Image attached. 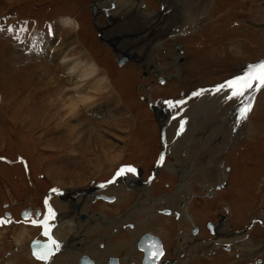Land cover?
I'll return each mask as SVG.
<instances>
[{
	"label": "rangeland",
	"instance_id": "rangeland-1",
	"mask_svg": "<svg viewBox=\"0 0 264 264\" xmlns=\"http://www.w3.org/2000/svg\"><path fill=\"white\" fill-rule=\"evenodd\" d=\"M122 1L131 6L133 0ZM168 1L171 0H164L163 3L168 4ZM176 1V5H171V13L166 11L168 15L157 18L166 17L160 22L161 43H170L172 39L173 44L180 47L173 48V52L178 54L176 72L171 79L163 74L165 80L162 78L164 81L161 84L158 82L161 77L144 83L141 78L145 75L141 73L140 78L138 68L114 63V52L97 41L100 34L92 28L88 10L91 0H0L1 25L9 16L14 18L11 19L14 26L24 25V19L30 23L34 20V24L43 30H36L37 33L46 34L45 25L50 24L52 30L59 31L62 39L60 41L56 36V41L59 40L56 44V41L52 43L44 38L45 51L65 48L71 61L96 65L98 74L91 83L100 78L108 79L102 89L89 93L94 100L93 106L79 108L74 118L66 109L71 93H74V84L56 69V63L50 59L53 53L47 51L40 56H29V63L23 64L20 57H15V51H10L12 46L0 40V214L6 206L16 215L27 206L40 208V198L54 185L69 191L75 189L78 195L89 185L106 180L123 163L137 164L149 171L154 148H161V142L159 127H156L157 115L150 113L147 102L142 101L141 85L144 83L150 89V100L160 102L180 99L202 90L201 97L190 98V107L186 111L189 131L183 140L199 137L206 145L199 155H193L195 162L190 165L192 176L188 184L192 185V193L198 192L199 183L204 181L202 177L206 179L203 169L210 166V171L220 170V173L217 176L210 173L207 180L212 184L219 178L221 185L220 191L214 190L217 192L213 197L204 193L205 198L210 200H200L193 207L191 199L194 197L191 196L189 212L201 229V240L211 238L205 227L207 221L219 223L221 216L225 215L233 230L242 231L250 224L249 216H258L263 220V227L255 225L248 234L262 246L261 252L253 257L249 253L244 254L239 264H249L247 261L252 258L253 261L259 258L264 264V88L260 87L255 96H251L254 91L249 90L242 97H232V90L227 87L214 94L207 93L208 87L243 75L248 72L249 66L264 60V0ZM139 4L141 8L153 12L164 8L158 0H139ZM63 18L78 20L79 29L72 25L63 26ZM185 22H188V27L172 35L163 28L165 23H171V28L181 30ZM113 36L116 37V34ZM160 58L164 59L162 55ZM34 61L45 63L36 64ZM164 67L169 66L164 64ZM39 74L45 75V78L51 76L55 84L52 86L48 79L38 78ZM249 104L251 110L247 118L241 119L242 110ZM191 113L196 114L199 120ZM176 125L177 121L172 122L169 128L173 130ZM231 125H234L232 130ZM79 128L107 131L105 133L111 139L103 138L99 146L104 155L100 156L93 148L89 137L86 139L82 132L80 135ZM181 151L184 149L179 148L177 156L184 158ZM170 160L173 161L171 157ZM79 172L82 173L80 179L76 177ZM169 173L159 175L160 188L164 184L165 189L170 186L172 175ZM152 184L149 193L152 190V198L155 196L154 199H157V181ZM211 189L210 186L208 191ZM170 190L172 193L175 187L164 193L168 194ZM110 191L117 195L119 202L128 194L138 195L136 189L128 191L123 185L110 187L103 193ZM206 202L211 203L208 213L191 210L200 208ZM97 204L92 201L90 209H95ZM227 207L231 208L230 217L225 210ZM112 208L110 211L105 209L108 216L115 214ZM155 228L147 229L155 232ZM12 230L5 232L7 237L13 235ZM113 230L116 233V228ZM29 233L32 238L36 235L32 230ZM9 243L7 239L0 244L1 259L12 249ZM204 252L210 253L208 250ZM167 253L169 258L174 256V253ZM226 259L218 260V263Z\"/></svg>",
	"mask_w": 264,
	"mask_h": 264
},
{
	"label": "flooded vegetation",
	"instance_id": "flooded-vegetation-1",
	"mask_svg": "<svg viewBox=\"0 0 264 264\" xmlns=\"http://www.w3.org/2000/svg\"><path fill=\"white\" fill-rule=\"evenodd\" d=\"M91 1L92 3L88 6V10L92 18V28L98 35L100 34L97 41L105 45L106 49H110L114 52V63L127 58V61L122 67L128 65L129 68H133L134 66L138 68L140 71L139 76L141 73L145 75L144 78L140 76L144 83L154 77L163 78V74L171 79L178 65L176 64L177 53L175 54V52H173V48L178 46L174 45L171 39L170 43L166 41L161 43L168 46L160 45L157 49L156 42L157 35L161 40L160 31L162 27L160 22L164 21L166 18L165 16L161 17V20L157 19L159 16H162L156 14L158 10L155 9L153 12L146 8H141L139 0L134 2L133 5H129V7L126 6V1H124V3L122 0ZM117 1L119 6L116 9L115 7L111 9V3L115 5ZM130 8H135V10H127ZM141 10H146L149 13L151 12L150 14H153L149 16V18H146L147 22L139 17L138 12ZM75 22L78 25L77 29H79L80 23L78 20ZM148 24H150V26ZM169 24L172 26L171 23ZM170 25L164 24L163 28L165 32L172 30ZM113 34H116V37H114ZM131 47L136 48L131 49ZM161 55L164 57L163 60L160 58ZM164 64H167L169 67L165 68ZM144 83L141 85L144 96L143 101L148 103L153 100L150 101L151 91L147 89L148 86ZM157 104L159 105L160 103L158 102ZM152 108L159 119L158 122L156 121V127L161 128L168 116L161 120L163 117L162 112H160L158 107L157 109L154 107ZM150 112L153 113V111ZM187 128L183 137H180V139L173 144H169L171 150L170 156L173 161H169L168 158L161 168L162 170L159 172L158 176H156L157 199H154L155 196L152 198V190H150L149 193V187L142 186L135 180H128L132 188H128V191L136 189L138 195L132 196L128 194L123 198L122 202H119L117 195L113 193H103L102 195H109V198H114L115 201L113 203L96 201L98 204L95 209H90V204L95 198L97 199L100 194H93L94 187H90V185L85 188L86 194L84 196L74 197L73 194L75 189L69 191L66 188H61L64 191L68 190L65 191L66 194L64 196L56 198L50 196L51 198H55L54 203L59 211V223L54 232L61 241V251L57 256L52 257L48 263L77 264L83 253L82 250L85 249L89 253L94 264H109V259L116 260V264H143L144 252L142 251L143 249H139V244L141 242V237L143 235L145 236L147 233L153 234L154 237L158 236L155 238L165 249V255L160 261L152 259L148 261V264L155 262H157V264H219L218 260L224 258L227 259L220 264H239V262L243 261V255L246 253H249L250 257L258 255V251H260L258 249H261L262 246L259 245V243L256 244L255 241L251 239L252 235L248 234L249 230H245L244 232L240 231L239 235L236 233L234 234L235 230L230 231L233 226L225 215H222L224 218L222 222L207 221V227L211 224L215 226L214 234L209 235L211 238L201 240L202 232L200 228L198 229L197 235L191 234V229L193 228L191 225H193L195 219L189 212L190 198L191 196L194 197V199H191V203H193L192 207L200 200H210L211 198H205L204 193H208L213 197L215 195L214 188L218 186L220 180L217 178L216 181L211 184L207 179H209L210 173L215 176L219 175L220 170L210 171V166L203 169V175H205L206 179L202 177L204 181L199 183L198 192L192 193V185L188 184L192 176L190 165H193L195 162V157H193V155H199L206 145L204 140L199 137H191L183 140L189 131V126H187ZM168 131L170 133L169 139L171 140L174 129L171 130L169 128ZM179 148L184 149V151H181V155L183 154L185 156L184 158L177 156ZM159 150V147L157 150L154 148V157L151 158L152 166ZM165 173L172 175V177L169 178L170 186L167 189L173 186L175 187V190L172 193L170 190L168 194L164 193L167 190L164 188L166 187L165 184L160 188L161 182L159 175ZM136 185L139 186V188H135ZM210 186L213 188L212 191H208ZM151 187H153V184H151ZM40 201H42V197ZM210 204V202L202 203L200 208L197 207L191 210L208 213L210 210L208 205ZM24 206L26 207V205ZM110 207H113L112 209L115 212L114 215L117 214V216L113 217L114 215L108 216L106 214L107 211L105 209L110 211ZM205 207L206 210H204ZM26 208L30 207L27 206ZM167 208L169 210L166 211H169L171 215H165L164 209ZM103 209L104 211L101 212ZM225 210L230 217L231 208L229 209L227 207ZM176 213L179 215L178 218L174 216ZM254 217L249 216V221L257 219L256 216ZM104 219L106 221H104ZM64 220H68L70 223L73 221L71 234L66 232V228L63 226ZM80 224H84V227ZM100 224L106 227V229H97ZM255 225L262 227L260 222L254 224V226ZM153 226L156 227L154 229L155 232L148 231L149 229L147 228H152ZM113 228H116V233H113ZM225 228H228L227 233ZM11 229L14 231L13 235L7 237L5 232ZM80 229L84 230L85 233H89L83 245L77 235ZM30 230L35 231V229L31 227L15 225L0 228V244H3L9 239V246H12L10 252L7 253L3 259L0 258V264H33L29 251V242L32 239L29 235ZM95 232H98V235H95ZM80 233L81 232H79V234ZM99 233L105 235L100 236L101 234ZM226 237L229 238L227 240L223 239ZM260 241H263V239ZM230 242L232 243L229 246L223 247V243ZM166 247H170V249L167 250ZM257 247L259 248L257 249ZM205 250H208L210 253L205 254ZM80 252L81 254H79ZM167 252L174 253V256L169 258ZM148 257L152 258V253L149 252ZM200 259H208V261L202 262ZM247 262H250L249 264L263 263L259 258H256L254 261L252 258Z\"/></svg>",
	"mask_w": 264,
	"mask_h": 264
},
{
	"label": "bare ground",
	"instance_id": "bare-ground-1",
	"mask_svg": "<svg viewBox=\"0 0 264 264\" xmlns=\"http://www.w3.org/2000/svg\"><path fill=\"white\" fill-rule=\"evenodd\" d=\"M137 0H134L133 1V3H132V5L134 4V2H136ZM161 3H162V5H164V9H165V12H164V9L163 10H158L157 11V14H160V15H168V14H166V11H169V13H171L170 12V8H171V5L172 4H174V1L175 0H171L172 1V3H171V1H168L167 3L169 4V3H171V4H164L163 3V1L164 0H159ZM180 0H177L176 2H179ZM124 2V1H123ZM127 3V2H126ZM117 5L119 6V4L117 3ZM138 5V4H137ZM174 5H176V4H174ZM118 6H116L115 5V9L118 7ZM126 6H128L129 7V5H126ZM134 7V6H133ZM173 7V6H172ZM137 8V7H136ZM176 7H174V9H175ZM131 9V8H130ZM139 9V8H138ZM178 9V8H177ZM176 9V10H177ZM125 10V9H124ZM135 10V9H134ZM175 10V11H176ZM116 11V10H115ZM123 11V10H122ZM127 11V10H126ZM131 11V10H130ZM124 12V11H123ZM151 13V12H150ZM149 12H147V11H145V10H141L140 12H138V15H139V17H141V19L142 20H145L146 22H147V19L146 18H149V16H151V14H150ZM179 13V12H178ZM123 15V14H122ZM139 17H138V19H139ZM188 17V16H187ZM181 20V19H180ZM184 20V17H183V19H182V21ZM188 20V19H187ZM151 22V21H150ZM184 22V21H183ZM61 23H62V25L63 26H65V27H70L71 25L73 26V27H75V28H77L78 27V25L76 24V22H75V20H71L70 18H63L62 20H61ZM190 23V22H189ZM192 23V22H191ZM149 26H150V24H148ZM148 26V27H149ZM145 27H147V26H145ZM171 27V26H170ZM188 27V22H185V24H184V26L182 27V28H180L181 30H178L177 29V27L175 28V27H172V30H170L169 31V33L167 32V34H170V35H172V34H174L176 31H178V32H181V31H184L186 28ZM113 28V27H112ZM169 28V27H168ZM144 29V28H143ZM163 36V34L160 32V38ZM133 37V36H132ZM128 38V37H127ZM48 39V38H47ZM49 41H51L52 43L53 42H55L56 41V39H53V40H50V39H48ZM126 40V39H125ZM9 45H10V43H9V41L8 40H5ZM157 49L160 47V43H161V40L159 39V37H158V35H157ZM155 43V42H154ZM11 46V45H10ZM155 46V45H154ZM178 49H179V47H177ZM64 50H55V51H53L52 49L51 50H46L45 52H47L48 51V53H53V55L52 56H50V59L52 60V61H54L55 63H56V69L57 70H59V71H61V72H63V74L65 75V77H67V78H69V80L74 84V87H72V89H73V95H72V93H71V99H70V101H69V104H66V109H67V111L74 117V118H76V111H78V109L79 108H81V107H84V108H91L92 106H93V98L92 97H90L89 96V93L90 92H97V91H99L100 89H102L103 87H104V85L106 84V83H108V79L107 78H100V79H98V80H96V82H93V83H91V80H93L94 78H95V76H97V74H98V68L96 67V65H94V64H84V63H80V62H74V60L73 61H71L67 56H66V52H67V50H65V48H63ZM44 51H43V53H45ZM154 57V56H153ZM125 59V62L127 61V58H124ZM124 59H122V60H124ZM179 61V60H178ZM124 62V63H125ZM50 63H52V62H50ZM38 78H41V79H48V83L50 84V85H54L55 84V81H53V78L51 77V76H48L47 78H45V75H44V77H43V75H41V74H39L38 75ZM55 80V79H54ZM93 100V101H92ZM65 105V104H64ZM95 113H98V111L97 110H95L94 111ZM190 115H193L195 118H196V114H194V113H191ZM197 119V121L199 120V118L197 117L196 118ZM75 121H76V119H75ZM74 122V121H73ZM73 124V123H72ZM69 125V124H68ZM77 125V124H76ZM188 126V125H187ZM183 127H185V125L183 126V125H180V128L182 129ZM187 129V128H186ZM79 131H80V135H81V132L85 135V137H86V139H87V137H89L90 138V140H91V143H93V148L95 149V150H97L98 151V153H100V156L101 155H104V153L102 152V150L99 148V146H100V142H101V140H103V138L105 139H111V136L109 135V134H107V133H105V132H107V131H101V129H96V130H92L91 128L90 129H88V130H83V128H79ZM91 131V132H90ZM79 133V132H78ZM80 138V137H79ZM116 138H117V136H116ZM115 140V139H114ZM104 141V140H103ZM120 141V140H119ZM89 143V142H88ZM112 144V143H111ZM107 150V149H106ZM106 152V151H105ZM111 153V152H110ZM99 155V154H98ZM97 157V156H96ZM109 159V158H108ZM113 159V158H112ZM110 161V160H109ZM108 161V162H109ZM117 161V160H116ZM97 163H98V161H97ZM94 167H96V165L94 166ZM94 170V169H93ZM81 174L82 173H80L79 172V174L76 176L78 179H80L81 178ZM124 184H126L127 186H128V188H131L130 187V185H129V181L127 180V181H125L124 182ZM73 188V187H72ZM135 188H139V186H137L136 185V187ZM132 189V188H131ZM72 190V189H71ZM100 220V219H99ZM108 220V219H107ZM104 221H106L105 219H104ZM64 222H66L65 223V226L64 227H66V226H68V225H71V226H73V221H71V223L67 220V221H65L64 220ZM81 225V224H80ZM82 226V225H81ZM80 227V226H79ZM82 227H84V224H83V226ZM223 227V226H222ZM228 228H225V231H226V233L228 232V230H227ZM94 230V229H93ZM86 231V230H85ZM83 232V233H82ZM85 232H84V230H82L81 231V233H80V236H81V238H85L84 237V234ZM87 233V232H86ZM86 236H88V235H86ZM73 240V239H72ZM90 242H92V241H90ZM84 243V242H83ZM83 245V244H82ZM86 247V246H85ZM83 248V247H82ZM80 250H82V249H80ZM258 250H260V252H261V249H258ZM70 251V250H69ZM73 252V251H72ZM82 254H81V252L79 253V254H81V256H80V258H79V260H78V262H77V264H80V261L82 260V259H87L89 262H91V263H93V261H92V259H91V257L89 256V253L87 252V250H82ZM147 256H148V254H147ZM31 262L33 263V264H42V263H39V262H36V261H34L33 259L31 260ZM116 263V260H114V259H109V264H115ZM94 264V263H93ZM143 264H148V262H146V261H144L143 262Z\"/></svg>",
	"mask_w": 264,
	"mask_h": 264
},
{
	"label": "snow or ice",
	"instance_id": "snow-or-ice-1",
	"mask_svg": "<svg viewBox=\"0 0 264 264\" xmlns=\"http://www.w3.org/2000/svg\"><path fill=\"white\" fill-rule=\"evenodd\" d=\"M254 84L259 85V87L264 88V62H261L256 65L249 66L248 72L241 77H237L236 79L227 82V88L232 90V97H242L249 90H253ZM224 86H221L223 88ZM220 89H217L219 91ZM171 104V102H169ZM251 110L250 104L246 106L241 112V119L247 118V113ZM162 159V158H161ZM123 171V170H122ZM128 171H133L132 169H128ZM49 214L51 215V209H49ZM44 227L47 228L45 224ZM55 244V241H53ZM157 254H153V259H155ZM162 255V253H159ZM43 258V257H38Z\"/></svg>",
	"mask_w": 264,
	"mask_h": 264
},
{
	"label": "water",
	"instance_id": "water-1",
	"mask_svg": "<svg viewBox=\"0 0 264 264\" xmlns=\"http://www.w3.org/2000/svg\"><path fill=\"white\" fill-rule=\"evenodd\" d=\"M125 62V59L124 60H121L120 61V64ZM156 237V236H155ZM152 234H146L145 236L143 235L140 239V244H139V249H143L142 251L144 252V261L148 262L150 260H152L153 258H150L147 256V254L152 253V257H153V254H157L156 257H155V260H158L160 258V255L159 253H162L161 251V247H160V243L158 242V240L155 238ZM33 245H37L38 243L37 242H34L32 243ZM51 246L50 247H47L46 248V251H44V254L45 256H47V254H49L51 252ZM35 257H38V254L36 253H33ZM40 259V258H39ZM41 261H45L46 259H40ZM47 264V263H45ZM80 264H93L91 262H89L87 259H82L80 261ZM116 264V263H115ZM151 264H156L155 263H151Z\"/></svg>",
	"mask_w": 264,
	"mask_h": 264
},
{
	"label": "crops",
	"instance_id": "crops-1",
	"mask_svg": "<svg viewBox=\"0 0 264 264\" xmlns=\"http://www.w3.org/2000/svg\"><path fill=\"white\" fill-rule=\"evenodd\" d=\"M23 33H25V34H28V32L26 31V30H24V32ZM42 43H44L45 44V42H42ZM19 213V212H18ZM64 224H63V226H65V223L66 222H63ZM82 226H83V224H82ZM71 227H73V226H71V225H68V226H66L65 228H66V232H69L70 234H71ZM96 228V227H95ZM106 229V227H103V225L102 224H100V227H98L97 229ZM82 231V229H80V230H78V239L80 240V242H81V244H84L83 242H85V238H87V236L86 235H88L89 236V233H84L85 235H84V237L85 238H81V236H80V234H79V232H81ZM83 233V232H82ZM105 234H101L100 236H104Z\"/></svg>",
	"mask_w": 264,
	"mask_h": 264
}]
</instances>
